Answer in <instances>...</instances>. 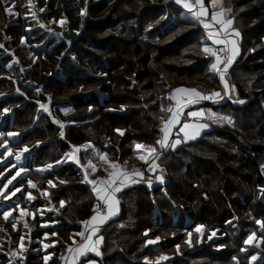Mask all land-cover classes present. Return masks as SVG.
<instances>
[{"label": "trees", "instance_id": "obj_1", "mask_svg": "<svg viewBox=\"0 0 264 264\" xmlns=\"http://www.w3.org/2000/svg\"><path fill=\"white\" fill-rule=\"evenodd\" d=\"M211 1L204 0L207 6ZM219 2L231 9L225 14L242 37L240 57L227 76L235 90L230 101L216 108L231 123L212 124L196 141L163 153L158 162L163 186L125 192L120 218L100 233L101 264H149L145 258L155 253L144 242L154 236L166 239L162 250L179 245L180 264H248L253 253L243 249L248 236L260 235L264 224V0ZM31 13L47 22L65 20L66 30L76 37L70 43L48 37L36 19L25 17ZM202 33L173 0H0L3 130L22 134L18 146L32 148L29 163L35 167L58 162L70 145H110L122 158L134 153L136 143L152 146L161 137L160 118L169 117L171 102L165 97L173 89H220L199 43ZM43 42L45 49L37 50ZM29 177L44 189L48 180L59 181L49 202L63 200L66 206L54 227L41 228L35 216L34 230L26 231L29 251L13 264H36L41 258L31 251L39 247L36 240L46 233L79 231L97 204L71 164L59 165L45 178ZM49 202L37 200L29 208L36 212ZM198 225L205 231L196 248ZM0 228L3 249H10L22 230L13 232L1 218ZM214 231L215 238L208 240ZM188 233L196 248L192 252L184 242ZM56 239L58 247L69 242ZM0 258L5 259L3 253ZM55 263L53 258L49 264Z\"/></svg>", "mask_w": 264, "mask_h": 264}, {"label": "crops", "instance_id": "obj_2", "mask_svg": "<svg viewBox=\"0 0 264 264\" xmlns=\"http://www.w3.org/2000/svg\"><path fill=\"white\" fill-rule=\"evenodd\" d=\"M175 2V0H173ZM176 3V2H175ZM203 3V8L204 11L206 12V15L202 18L206 19L208 22L212 25V28L214 30H218L221 26L218 24H215L211 20L212 13L215 11L217 13L221 12V2L220 5L217 4L216 7L211 6L212 1L210 4L207 6L202 0ZM181 7V13L182 16H186L188 19L196 22V24L199 25V20L196 19V17L192 16L191 13L188 11V9L184 8L183 4H178ZM200 9V5H196V8H194V11H197ZM223 16L225 19H230L232 20V24L229 26L227 29V32L221 33V36L227 37L228 40L233 41L235 43V48H236V54L233 58L232 64L229 66L227 73L225 74V79L227 84L229 85V93L228 95H224L223 89L224 85L220 82L219 75L215 72L213 74L216 76L220 89L217 92H221L223 98H217L216 101L214 102L213 100H201L198 103L195 104H188L187 107H183L182 110L180 111L179 114V123H177L170 135V140H175L177 137L181 139V144L183 143H191L196 141L204 132L208 131L210 129V126L212 124H215L209 120L207 122V117H206V107H209L216 112H220L219 109H216L220 104L224 102L230 101V96L232 92V87L230 86L228 82V72L229 69L234 65V63L239 59L240 53H241V34L237 29L233 27V19L229 18L226 16L225 12L223 13ZM59 20L57 22H53V20L48 21V23L51 26H57V27H62L66 29V22L60 23ZM65 21V20H63ZM202 27V36L199 39V43L201 44L202 50L205 46L212 47L214 50L218 49L220 47H223V45H213L212 41L208 39L207 32L204 28ZM239 33V35H236V33ZM57 36V33L51 31L47 33V36ZM47 37V38H48ZM232 47L231 44L228 45V49L230 50ZM37 50H44L45 49V43H41L36 46ZM206 54V53H205ZM207 59L209 60V66L211 69V64L215 62V58L209 56L206 54ZM13 65V62L9 63V65L6 67L9 69ZM222 67V65H221ZM178 88H185V89H196L202 93H210L209 89H204L202 87H195V86H180ZM173 89L171 93L168 95L171 104L169 105V108L172 109V111H166L169 112V117L172 116V113L177 111V104L179 102V105H184V103L188 99V95L186 93H174ZM174 95L175 99H171L170 97ZM51 100V99H50ZM50 101H47V104ZM199 109V110H196ZM204 111V115L200 117H190L187 115L188 112H198V111ZM4 114H8V111H3ZM168 117V118H169ZM168 118L164 121H167ZM192 119L191 124L195 123H203L207 124L208 126L204 129L200 130V135H198L195 139L191 140H185L184 139V134L183 132H180V128L183 126L184 123L189 122ZM70 122H66L65 124L59 123L58 127L61 128V125L63 127ZM3 124L4 122L0 120V189H3L2 192H0V218L7 224L10 225L11 229L13 232L19 231L20 229L22 232L18 233L17 236H15V240L12 243V247L10 249H3L4 247L2 246V242L0 241V253H3L5 256V259L0 258V264H13L15 260H20L22 262L25 256V253L29 251V249L26 247L25 244V237H26V231L27 230H34L36 223L35 221L32 222V219L35 216L38 218L40 221L39 226L41 228H48V227H54L59 224L58 221H54V218L56 217L57 209L60 211L66 206V202L64 203L63 206H61L60 200L58 204L56 203H50V190H56L58 189V184H61L57 180H51L52 185H49L48 181L45 182L46 189L42 187H37L38 181L30 178L29 174L33 173L36 174L39 178H45L51 172L54 170V168L58 167L61 164H71L73 168L78 172L79 177L81 179L82 184L87 186L89 190L92 192L95 203L98 204L96 194L92 191L93 185L88 183L85 180V174L87 173L88 180L91 181H96L97 182V187L102 186L101 181H107L111 179L112 174L117 172V171H124L128 172L129 176L127 179L124 177H117L115 181V185L120 187L121 191L118 193H115V198L118 201V204L116 205L117 212L115 216H112L109 218L108 221H106L103 225H96V224H85L84 222L89 221L90 218L95 214L94 212L82 223L81 228L79 231L72 233L70 236V240L67 244H65L62 247H58L59 243L55 240H52L54 235L50 234H44L41 240H36V242L39 243V247L31 250L34 254H37L40 252L41 258L37 259L36 264L42 263V264H49L53 258H56V263L55 264H101L100 261L102 260V244L103 240L99 245H96L97 250L101 253L100 256L96 255L95 251H92L90 248L88 250H83L82 246L83 245H94L95 241L101 236L102 230L111 222L116 221L118 218H120L121 214V202L123 195L125 192L132 190L133 188H136L138 186H145L147 190L151 191L153 188L157 185H164L166 183V180L163 176V171L160 169L159 166H152L149 167L151 164V160L153 155H159V158L156 161V164L158 165L159 159L165 153L171 148H166V149H160L159 145L155 143L152 146L148 145H142L143 147L137 148L136 145L139 143H136L134 145V153L130 155L127 158H122L119 156L116 150H111L110 145H107L105 147H98L94 145L91 142L83 143L80 145H76L75 148H78L79 151H76L75 148L70 145L67 151L64 153L63 157L56 163L49 164L51 167L46 166H40V167H35L34 165H31L29 162L31 161L32 158V153L33 150L32 148H29L25 145L23 146H18L21 143V133L14 132V131H8L5 132L3 130ZM162 122L160 124V129L162 127ZM12 135H9V134ZM120 133V132H117ZM162 132H161V137L162 138ZM90 145V146H89ZM177 145V146H179ZM176 146V147H177ZM155 147L156 148V153L150 154L148 152L149 148ZM27 149V151H25ZM20 153V158L19 160L17 159L16 154ZM97 153L104 154L105 159L107 162L100 160L99 156ZM141 156H145L148 158V163L146 164L144 161L140 159ZM129 158H135L136 159V164H133L132 166L128 165L127 159ZM89 162H91L92 165L95 166V171H92L91 168L88 167ZM112 164L117 165L116 168L112 167ZM43 169V171H38ZM133 169H139L143 174L142 175H134L132 174ZM157 176H162L163 181L161 182L160 180H157ZM28 181H32L36 187L31 188L29 187ZM16 189H20L19 192L16 191ZM29 195L33 197L32 199H29ZM7 197V198H5ZM45 200L49 203L42 205L37 208V211L34 212L30 210V205L36 202L37 200ZM21 202H25V205H23ZM27 202V203H26ZM100 204H103L102 201L99 202ZM21 210H24L27 215L21 216ZM4 212H10L9 216V221H5L3 218V213ZM104 213L107 212V208L105 207ZM51 215V219L49 217ZM11 222L16 223V228L13 229L11 226ZM27 224L28 227H25L24 225ZM261 223H259L260 225ZM264 225V224H263ZM92 227H98V231L96 233H92L91 229ZM204 227L201 225H198L194 228V232L198 234L197 238V246L198 248L203 241V236H204ZM80 233H83L84 235H79ZM148 231H145L143 233V236H147ZM190 233L187 234V238L185 239V244L188 246L189 252H192L196 248L193 247L190 239ZM259 234L261 235H256V234H251L249 236L252 237L251 240H248V243L245 244V248L243 249V253L246 254L250 250L253 252L252 255L248 259V264H264V238L262 235L264 234V229H260ZM91 235L92 239L88 240L87 237ZM215 233H213L210 236H208V240H212L215 238ZM260 236V237H259ZM21 237H23V241H21ZM159 237V240H156V238ZM155 241V243H148V241ZM5 243V242H4ZM165 240L161 238L160 236H154L151 238H147L144 242L145 247H150L152 251L155 253V255L147 260L145 259V262H148L149 264H180L182 263L180 261L181 259V252H180V247L179 245H175L174 248L170 250H162V247H165ZM21 244H23V247H21ZM47 246V247H46ZM168 248V247H167ZM71 249V251H70ZM82 253V254H81ZM160 257H165L166 259H159ZM47 258V259H45Z\"/></svg>", "mask_w": 264, "mask_h": 264}, {"label": "snow or ice", "instance_id": "obj_3", "mask_svg": "<svg viewBox=\"0 0 264 264\" xmlns=\"http://www.w3.org/2000/svg\"><path fill=\"white\" fill-rule=\"evenodd\" d=\"M175 2L177 4H183L184 8L188 9V11L191 13L192 16L196 17L197 20H199L201 23H203V26L206 30H208L207 32V36L208 39L212 41L213 45H223V47H220L218 49H213L212 47H208L205 46L203 48V52L208 54L211 57L215 58V62L211 64V70L215 73H217L219 75L220 78V82L224 85V95H228L229 93V85L226 82L225 79V74L228 71L229 66L232 64L233 62V58L236 54V48H235V43L233 41H230L227 39L226 35L225 36H221V33L227 32V29L229 28V26L232 24V20L230 19H225L223 16V13L225 11H231V9H223L221 8V12L217 13V12H213L212 16H211V20L215 23L220 25L221 27L218 30H214L212 28V25L210 23H205L201 18L204 17L206 15V12L204 11L203 8V3L202 0H193L192 3L189 2V0H175ZM5 3H7V0H5ZM219 3V0H212V4L215 7L217 4ZM196 5H200V9L197 11H194L193 9L195 8ZM5 12L12 14V9L5 7ZM41 11H43V9H41ZM83 10H81V15H83ZM33 18L35 19V14L33 13ZM65 21H60V23H64ZM41 27H43V25H41ZM59 35V34H58ZM236 35H239V33L237 32ZM21 43H24L23 38L21 39ZM70 43V42H69ZM231 44L232 47L229 50L228 49V45ZM0 47H3V45H0ZM221 53H223V56L221 55ZM222 65V67H221ZM132 83H135V81H132ZM232 91H234V86H232ZM17 91H19V89H17ZM37 91H39V89H37ZM174 93H186L188 95V99L187 101L184 103V105H179V102L177 104V111L172 113V116L168 118L167 121H164V119L161 117V122H162V127L160 129V131L162 132V138L157 140L156 143L159 145L160 149H166V148H171V149H175L177 145H179L182 141L179 137H177L175 140H170V135L172 133V130L174 128V126L179 123V114L180 111L182 110L183 107H187L188 104H195L198 103L201 100H213L214 102L216 101L217 98H223L221 92H217V91H212L210 93H202L196 89H185V88H178L174 90ZM171 99H175V96L172 95L170 97ZM239 103H244L243 100L239 101ZM40 107L44 110V111H48V107L45 104H40ZM123 107V106H121ZM163 110V109H162ZM4 111H7V109H5ZM168 111H172L171 108L168 109ZM188 116L190 117H200L204 115V111H198V112H188L187 113ZM208 119L212 120L213 123L218 122L216 120V114L212 113L211 111L208 112ZM222 119H227L229 123H231V120L227 117H224ZM208 125L205 123H195V124H191V123H184L183 126L180 128V132H183L184 134V139L185 140H191V139H195L198 135H200V130L206 128ZM61 128H63V125H61ZM117 132H120L121 135H123V132L119 129H116ZM9 135H12L11 133ZM61 135H63V132H61ZM90 146V145H89ZM75 148V146H73ZM137 148H141L143 147L140 144L136 145ZM76 151H79L78 148H75ZM25 151H27V149H25ZM148 152L150 154H154L156 153V148L152 147L148 149ZM97 155L99 156L100 160L102 161H106L105 159V155L104 154H100L97 153ZM17 159L19 160L20 158V153L16 154ZM159 158V155H153L152 160H151V164L149 165V167L152 166H158L156 164L157 159ZM140 159L142 161H144L146 164L148 163V158L145 156H141ZM47 167H51V165H48ZM89 168L92 169V171H95V166L91 164V162H89L88 165ZM113 168H116L117 165L112 164ZM264 167V166H262ZM38 171H43V169L38 170ZM132 174L134 175H142L143 173L139 170V169H133L132 170ZM129 176L128 172H124V171H117L115 173L112 174L111 179L107 180V181H101V185L100 187H97V182L96 181H91L88 180L87 177V173L85 174V180L93 185L92 191L96 194L97 197V201H98V205L99 202L102 201L103 204L100 205L99 210L97 208V206H94L92 211L95 213L89 221L84 222L86 225L87 224H96V225H103L106 221L109 220L110 217L115 216L116 212H117V208L116 205L118 204V201L115 198V193H118L121 191L120 187L115 185V181L117 177H124L125 179H127ZM157 180H160L161 182L163 181V177L162 176H157L156 177ZM49 185H52V181L49 180L48 181ZM29 187L31 188H35L36 185L32 182V181H28ZM3 189H0V192H2ZM17 192L20 191V189H16ZM7 198V197H5ZM29 199H32L33 197H31V195H29L28 197ZM64 201H60L61 206L64 205ZM106 207L107 208V212L104 213L103 212V208ZM21 216L27 215V213L24 210H21L20 213ZM9 216H10V212H4L3 213V218L5 221H9ZM257 223L259 224L260 221H257ZM11 226L13 229L16 228V223L15 222H11ZM25 227H28L27 224L24 225ZM262 229H264V225L261 226ZM3 228H0V231H3ZM98 227H92L91 231L92 233H96L98 231ZM79 235H84L83 233H80ZM190 235V234H189ZM21 241H23V237L20 238ZM88 240L92 239V236L89 235L87 237ZM252 237L249 236L248 240H251ZM103 240V237H99L96 241L94 245H83L82 249L83 250H88L89 248L92 251L96 252L97 256H100L101 253L97 250L96 245H99ZM156 240H159V237L156 238ZM248 240L245 241V243H248ZM148 243H155V241H148ZM21 247H23V244H21ZM47 247V246H46ZM71 251V249H70ZM82 254V253H81ZM47 259V258H45ZM147 260V258H145ZM159 259H166L165 257H160ZM235 259V257L233 258Z\"/></svg>", "mask_w": 264, "mask_h": 264}, {"label": "rangeland", "instance_id": "obj_4", "mask_svg": "<svg viewBox=\"0 0 264 264\" xmlns=\"http://www.w3.org/2000/svg\"><path fill=\"white\" fill-rule=\"evenodd\" d=\"M97 1H100V0H85V3H95V2H97ZM219 5H220V2L218 3ZM30 5V2L28 1V6ZM211 6H213V4H211ZM12 8L14 7L13 5L11 6ZM216 7V6H215ZM11 8V9H12ZM12 14H15V12L14 11H12ZM17 14H15V16H16ZM25 17H27V18H29V19H31V18H33V13H31L29 16H25ZM35 19H36V22H37V25H38V27L40 28V30L41 31H43V32H46V34L47 33H49V32H51V31H53V32H55V33H57V36H59V38L60 39H63L64 41H67V42H71V41H73L74 40V38L76 37V35L74 34V32H72V31H68V30H66V29H64V28H62V27H57V26H51L47 21H46V19H44V18H38L37 19V17L35 16ZM41 25H43V27H41ZM29 31L28 32H30V29H28ZM59 34V35H58ZM34 60V59H33ZM8 65H9V63H8ZM33 91H37L36 90V87H32L31 85H28ZM42 109V108H41ZM43 110V109H42ZM196 110H199V109H196ZM209 111H211L212 113H215L216 114V120L218 121V122H215V123H223V122H225V123H229L228 122V120L227 119H222V118H224L225 116L223 115V114H221L220 112H216L215 110H213V109H211V108H209V107H206V117H207V119H208V112ZM210 119H208L207 120V122L209 121ZM192 122V119L188 122L187 121V123H191ZM211 122H212V120H211ZM203 123H205L204 121H203ZM127 161H128V165H130V166H132L133 164H136V159L135 158H129V159H127ZM60 214V212H59V210L57 209V213H56V217L54 218V221H56L57 220V218H58V215ZM50 217H51V215H49ZM35 220V214H34V217H33V219H32V222ZM213 233H216L215 231L214 232H211L208 236H210L211 237V235L213 234ZM50 234V233H49ZM50 235H54V237L52 238V240H55V241H57L58 242V240L56 239L57 238V236L59 237H61V241H66V240H70V238H68V237H70L72 234L70 233H67L66 235H64V234H58L57 232H53L52 234H50ZM161 237V236H160ZM25 239H26V237H25ZM163 240H166L165 238H163ZM25 241V240H24ZM26 247H27V245H26ZM26 255V254H25ZM25 257V256H24ZM23 259H25V258H23Z\"/></svg>", "mask_w": 264, "mask_h": 264}, {"label": "built area", "instance_id": "obj_5", "mask_svg": "<svg viewBox=\"0 0 264 264\" xmlns=\"http://www.w3.org/2000/svg\"><path fill=\"white\" fill-rule=\"evenodd\" d=\"M189 2L192 3L193 0H189ZM195 8H196V6H195ZM201 19H202L205 23L208 22V21H207L206 19H204V18H201ZM199 25H200V26H203V23H201V22L199 21ZM221 55L223 56V53H221ZM165 98L168 100V99H169V96L167 95ZM100 205H102V204L99 203V205H98V204L95 205V206H97L98 210H99ZM104 209H105V207L103 208V211H104Z\"/></svg>", "mask_w": 264, "mask_h": 264}, {"label": "water", "instance_id": "obj_6", "mask_svg": "<svg viewBox=\"0 0 264 264\" xmlns=\"http://www.w3.org/2000/svg\"><path fill=\"white\" fill-rule=\"evenodd\" d=\"M46 99H47V101H50L51 98H50V96H46Z\"/></svg>", "mask_w": 264, "mask_h": 264}]
</instances>
